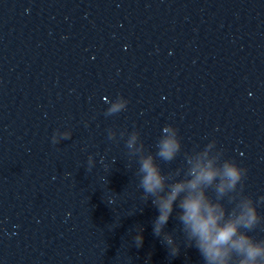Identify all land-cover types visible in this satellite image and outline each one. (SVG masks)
I'll return each mask as SVG.
<instances>
[{
	"label": "water",
	"instance_id": "obj_1",
	"mask_svg": "<svg viewBox=\"0 0 264 264\" xmlns=\"http://www.w3.org/2000/svg\"><path fill=\"white\" fill-rule=\"evenodd\" d=\"M167 124L182 152L164 173L214 138L264 196V0H0V264H203L175 213L179 254L153 235L119 137L138 130L155 154ZM57 130L72 136L53 144Z\"/></svg>",
	"mask_w": 264,
	"mask_h": 264
},
{
	"label": "clouds",
	"instance_id": "obj_2",
	"mask_svg": "<svg viewBox=\"0 0 264 264\" xmlns=\"http://www.w3.org/2000/svg\"><path fill=\"white\" fill-rule=\"evenodd\" d=\"M108 103L105 116H113L126 110L129 101L119 95ZM71 136V131L57 130L52 143ZM119 137H126L127 155L136 158L139 164L136 175L141 199L144 203L151 200L157 209L153 235L161 238L173 257L179 254L180 246L173 233L165 228L175 213L185 235V247L196 248L203 264H264V239L257 240L250 234L264 226V215L258 212L264 196L254 200L245 194L247 168L225 158L224 150L217 147L214 138L203 147L195 145L190 152H184L183 166L164 173L157 160L170 163L182 152L181 137L175 126L167 124L162 128L155 154L145 148L138 130H122ZM116 138L117 132L108 129L107 139ZM94 166L95 160L90 155L86 171L90 172ZM136 232L133 240L139 248L143 245V229L138 227Z\"/></svg>",
	"mask_w": 264,
	"mask_h": 264
}]
</instances>
